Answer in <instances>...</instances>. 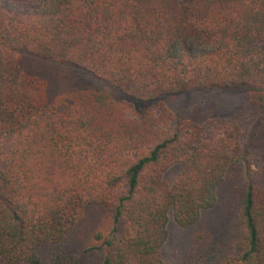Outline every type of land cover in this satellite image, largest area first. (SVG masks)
<instances>
[{
  "label": "trees",
  "instance_id": "trees-1",
  "mask_svg": "<svg viewBox=\"0 0 264 264\" xmlns=\"http://www.w3.org/2000/svg\"><path fill=\"white\" fill-rule=\"evenodd\" d=\"M214 94L245 112L190 117ZM255 146L264 173V0H0V264H165L227 182L236 226L190 264H264Z\"/></svg>",
  "mask_w": 264,
  "mask_h": 264
},
{
  "label": "rangeland",
  "instance_id": "rangeland-1",
  "mask_svg": "<svg viewBox=\"0 0 264 264\" xmlns=\"http://www.w3.org/2000/svg\"><path fill=\"white\" fill-rule=\"evenodd\" d=\"M242 96L229 95H211L194 97L190 103H193L190 108V117L200 116L201 119H213L218 117H233L245 112ZM185 103L180 99L173 103L176 109H179ZM194 117V118H195ZM263 150L258 147L245 148V161L242 164V182L246 179L255 185H264L263 173ZM180 171V166L174 167L168 172L167 178L169 181L175 179ZM233 187L227 182L220 193L219 204L216 208L204 211L202 219L196 225L189 228H181L170 216L169 221V239L164 246L163 256L165 264H190L191 263V243L195 234L199 231L206 232L215 237L216 234H221L224 231L232 232L236 226V215L233 210L235 200L232 195ZM232 243L228 242L227 247H218V252L226 256L232 252Z\"/></svg>",
  "mask_w": 264,
  "mask_h": 264
}]
</instances>
